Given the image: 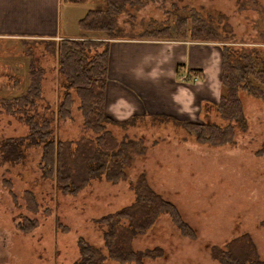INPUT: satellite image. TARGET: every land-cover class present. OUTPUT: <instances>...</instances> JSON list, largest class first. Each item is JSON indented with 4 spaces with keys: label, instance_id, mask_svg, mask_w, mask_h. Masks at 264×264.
Masks as SVG:
<instances>
[{
    "label": "rangeland",
    "instance_id": "1",
    "mask_svg": "<svg viewBox=\"0 0 264 264\" xmlns=\"http://www.w3.org/2000/svg\"><path fill=\"white\" fill-rule=\"evenodd\" d=\"M104 2L63 3L62 34H84L78 20ZM178 15L187 16L190 22L197 15L213 24L221 36L219 42L191 43L214 45L222 53L223 44L237 55L254 52L264 65V0H133L116 15V37L142 38L146 30L173 27ZM31 65L45 69L38 106L40 113L51 115L58 96V58L41 39L0 45V96L13 97L25 90ZM174 74V81L197 85L198 92L215 85L212 78L186 79L184 71ZM219 92L216 83V98L200 99L197 122L232 125L234 138L227 144L200 141L178 119L167 115L134 116L127 125L106 123L105 128L120 141L119 147L131 143L127 144L131 165L117 183L95 178L77 194H63L53 179L43 175L42 147H28L18 162L0 157V264H72L80 256V237L107 253L104 233L108 227L96 219L136 200L135 183L141 173L153 190L176 204L196 231L195 238L183 236L170 215L161 214L133 240L139 251L156 246L164 250L163 256L146 259L144 264H221L212 256L211 247L224 246L243 233L250 234L264 260V99L242 91V116L229 120L217 110ZM72 108L70 118L54 122L59 138H96L84 124L78 98ZM27 132L23 121L0 107V141ZM29 219L37 222L36 227L21 230L19 223Z\"/></svg>",
    "mask_w": 264,
    "mask_h": 264
},
{
    "label": "trees",
    "instance_id": "2",
    "mask_svg": "<svg viewBox=\"0 0 264 264\" xmlns=\"http://www.w3.org/2000/svg\"><path fill=\"white\" fill-rule=\"evenodd\" d=\"M85 1L61 0L62 3L71 4ZM132 2L105 0L104 5L89 9L77 23L79 29L87 33L86 36L41 40L46 44V49L58 58L56 109L51 115L40 113L38 104L43 98L45 69L31 65L25 90H19L20 93L13 97L0 96V107L6 113L17 116L28 127L27 134L0 141V157L3 161L18 162L24 159L28 147H42L40 168L43 175L53 179L57 190L63 194L75 195L95 178L104 177L117 183L127 175L132 162L127 144L129 146L131 143L125 141L123 148L119 147L120 141L105 128L106 123L117 122L106 114L105 107L110 45L111 40L117 38L116 15L123 11L127 3ZM196 17L190 22L187 16L178 15L173 27L167 25L146 30L140 39L219 42L221 36L218 29L210 22ZM96 33L99 35H88ZM222 49L221 94L216 107L224 118L239 119L243 112L242 91L264 99V65H260L254 52L246 51L237 55L227 44H223ZM182 71L186 73V79L205 77L200 68H184L179 65L177 73ZM76 98L79 100L84 124L97 134L96 138L81 136L77 140H66L56 134L55 120H65L72 116ZM131 119L117 123L127 125ZM180 123L203 142L220 145L230 143L234 138L232 125L223 127L206 121ZM135 192L136 200L132 204L96 219V222L108 227L104 233L107 253L80 237V256L72 264H109V260L144 264L146 259L163 256L164 250L161 247L139 251L132 245L135 236L145 233L163 213L170 215L183 236L196 237L195 229L184 219L176 204L153 190L144 173L136 180ZM261 224L264 225V220ZM36 225L35 220L29 219L19 223V228L30 231ZM211 254L221 264H264L249 233L232 238L224 246H212Z\"/></svg>",
    "mask_w": 264,
    "mask_h": 264
},
{
    "label": "crops",
    "instance_id": "3",
    "mask_svg": "<svg viewBox=\"0 0 264 264\" xmlns=\"http://www.w3.org/2000/svg\"><path fill=\"white\" fill-rule=\"evenodd\" d=\"M62 5L61 0H0V45L12 40L22 43L28 39L59 40L86 36L85 32L81 36L76 33L62 34ZM221 64L222 50L210 44L113 39L106 114L117 122L142 114L167 115L179 121L196 122L201 114L200 99L216 98V83L220 85L221 94ZM179 65L203 69L205 77L212 78L215 85L198 92L197 85L177 83L174 73Z\"/></svg>",
    "mask_w": 264,
    "mask_h": 264
}]
</instances>
